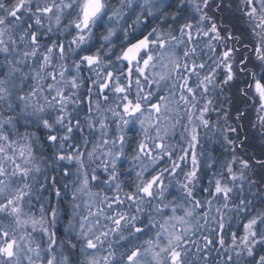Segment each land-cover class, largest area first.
Masks as SVG:
<instances>
[{
  "label": "snow or ice",
  "instance_id": "snow-or-ice-1",
  "mask_svg": "<svg viewBox=\"0 0 264 264\" xmlns=\"http://www.w3.org/2000/svg\"><path fill=\"white\" fill-rule=\"evenodd\" d=\"M213 2L0 0V264H210L214 251L223 257L215 264H264V185L252 191L259 183L252 164L236 154L243 141L225 135L231 159L209 155L207 198L194 195L203 171L198 129L213 127L206 117L224 111L219 94L239 82L240 94L264 112V0L236 6L251 26L249 44L208 14ZM189 7L191 18L177 24ZM224 7L218 0L215 11ZM169 20L176 26L161 27ZM185 117L188 146L166 143ZM258 119L264 128V116ZM112 123L117 135L109 140ZM135 125L142 138L125 191L118 169L127 155L124 130ZM40 132L51 156L36 155ZM85 157L99 159L107 179L96 169L90 175ZM49 165L77 178L63 237L55 229L64 192ZM90 182L112 194L93 192ZM173 183L180 200L168 199ZM214 201H222L215 215ZM225 209L246 219L230 244Z\"/></svg>",
  "mask_w": 264,
  "mask_h": 264
},
{
  "label": "trees",
  "instance_id": "trees-1",
  "mask_svg": "<svg viewBox=\"0 0 264 264\" xmlns=\"http://www.w3.org/2000/svg\"><path fill=\"white\" fill-rule=\"evenodd\" d=\"M112 3H115V0H111ZM176 2H179V0H176ZM198 2V0H197ZM216 2L218 0H214V2L211 5V8L208 9V14L210 16H213L218 24H221L222 26H227L233 30V34L236 36H240L243 39L244 44H249V41L251 39V33H250V24L246 21L245 18L241 17L240 14L236 11V6L240 3V0H223V3L225 7L221 9L220 11H215ZM231 5V7H229ZM175 10L174 6L173 8L169 9V12H173ZM194 12V10L189 7V10L187 13H185V16L177 22V24H182L185 22V19L191 18V14ZM194 22V21H193ZM130 24V23H129ZM157 24H160L159 20L151 21L150 27L155 26ZM169 26L175 27L176 25L173 24L171 20H169L168 24H162L161 27L168 28ZM99 31H102L99 30ZM70 39V37H69ZM239 47V45H237ZM85 75L88 73L85 72ZM243 87V85L239 82H235L231 84L229 87L225 88L222 93L219 94L218 101L216 104V107H222L224 111H221L219 113V116L216 112H212L208 117L213 127L210 128H203L200 127L198 129L199 134V142L196 147V152L198 154L202 153L203 155L200 156L201 160V168L203 171L201 172L202 180L197 184L196 188L194 189V195L196 199L203 200L207 198V194L203 191H201L202 187H207V180L211 176V172H209L204 166L207 162H210L208 160L209 155L212 157H215L216 159L220 160L221 162L227 159H231L232 150L227 145V141L224 139L225 135L230 140L239 142L243 140V146L242 150H237L236 154L243 157L244 159H248L250 163L252 164L251 169V178L257 180L259 183L256 185V188H253L252 191L255 192L259 187L264 185V168H261L256 162L264 160V128L261 126V122L259 121V116H264V112H258V104L259 101L256 100L253 102V100H248L244 98L240 92L239 89ZM244 109V115L242 118L238 119L240 120V123L237 120V116L239 113L243 112ZM86 111V106L85 109ZM225 112H227V120H225ZM11 113H5V115H10ZM83 115V113H81ZM182 125H187V118H183L181 120V125H178L175 129V132L171 138V144L177 145L180 147H187L188 146V134L185 133V135L182 137L181 133L185 132V129ZM235 128L236 132L231 133L228 132V127ZM115 127H112V124L110 126L109 134L113 133V130ZM35 130V129H32ZM129 139H128V145H127V151L129 155H132V150L134 147H136V137L134 133L129 132ZM38 135L41 137L40 139V145L41 147H36L35 152L36 155L41 156H51L52 154V148H50L43 140V132L38 133ZM87 135V133H85ZM90 140H92V137H89ZM76 141L80 142L79 134L76 136ZM69 143H72L71 141ZM92 145L89 144V147ZM67 147V145H66ZM38 148V149H37ZM86 162V157H85ZM67 164V162H64ZM86 164V163H85ZM167 164V161H165L164 165H161V167L165 166ZM78 166L75 164L69 165L70 171L73 173L76 172V168ZM86 167V166H85ZM188 167L190 168V158L188 162ZM138 168V167H137ZM136 168V169H137ZM86 170L89 172V170L86 168ZM120 171H124V168L119 169ZM132 170V169H131ZM187 170V169H186ZM48 174L50 176H55L57 179V187H61L62 191L64 192V197L59 201L60 209H61V220L60 223L57 224L58 230H57V236L63 237L64 234V222L67 223V213L71 211L69 207V201L71 200V193L73 191V185L76 183L77 178L75 175L64 177L60 169L57 168L55 172H52L51 165H49L48 168ZM90 174V172H89ZM92 174V172H91ZM90 174V175H91ZM97 175V173H95ZM133 174L129 175L128 177L125 176L124 179L120 180L121 182L125 183L124 190L128 191L129 186L128 182L133 181ZM107 179V177H106ZM179 179H183V173L179 175ZM168 181L167 178L165 179V182ZM99 183V182H97ZM67 184L68 188L65 190L63 189V185ZM167 184V182H166ZM103 185H101L102 187ZM99 189L100 187L94 188ZM171 195L169 196V200L175 198L178 193L183 195L182 191L176 192L177 190L170 188ZM245 191L247 192V186H245ZM47 193H45V196L47 197ZM242 198V197H241ZM250 198V197H249ZM177 200H180L179 198ZM44 203H47L45 200ZM156 201H153V204H155ZM222 201H214L213 203V215H215V208L220 206ZM234 203H239V199L234 200ZM52 204L55 206L57 204V199L55 197H52ZM39 206H37L38 208ZM229 207H233V205H229ZM224 217H225V232H224V238L227 241L228 244L231 243V233L235 232L238 236L243 234V223L246 222V219L243 215H239L235 211H228L227 209L224 210ZM210 228H215V224H209ZM207 232V229L205 230ZM213 260L210 262V264H215L216 260L223 259V257H217L215 251L212 253Z\"/></svg>",
  "mask_w": 264,
  "mask_h": 264
},
{
  "label": "rangeland",
  "instance_id": "rangeland-1",
  "mask_svg": "<svg viewBox=\"0 0 264 264\" xmlns=\"http://www.w3.org/2000/svg\"><path fill=\"white\" fill-rule=\"evenodd\" d=\"M135 17L133 16L132 17V19H134ZM129 23L131 24V20L129 21ZM161 95H166V91H161V93H160ZM248 100H252V99H248ZM239 123H240V120L238 121ZM171 124V121H169L165 126L167 127V126H169ZM115 127V129L113 130V133H110L109 134V136H108V139L109 140H111V139H113L116 135H117V131H116V125H115V123H112V127ZM177 128V127H176ZM175 128V129H176ZM129 132H132V133H134V135H135V137H136V146H137V143H138V141H139V139H141L142 138V135H141V133H140V128H139V125H135V126H133L132 128H131V130H128V129H125L124 130V134H125V137H126V142H125V152H126V157H125V161H124V163L119 167V169H121V168H124L125 170L124 171H120L119 169V171L122 173L121 174V176H120V180H122V179H124V177L125 176H129V173H131V174H133V181L135 180V174H134V172L131 170V169H133V163L132 162H130V157L132 156V155H134V149L136 148V147H134V149L132 150V155H129L128 154V151H127V143H128V139H129ZM174 132H175V130H174ZM174 132L173 131H170L169 132V135H168V138H167V140H166V143H168V144H170V145H172L171 144V138H172V136H173V134H174ZM153 135L155 134L154 132L152 133ZM93 139H92V141L93 142H95V139H96V137H92ZM244 140V138L242 139V141ZM38 147V146H37ZM119 147V145H117V148ZM38 149V148H37ZM88 150H91V147H89L88 146ZM99 155H100V153L99 152H97V154H96V156L97 157H99ZM37 157H39L38 155H37ZM86 164H85V169L87 168L88 170H89V172H90V174H91V172H92V169H96L97 171H96V173H97V176L98 177H100L101 179H106V175L102 172V170L98 167V165H99V163H100V160L99 159H95V160H93V161H88L87 160V158H86V162H85ZM140 163H141V161H137V162H135V167L137 168L136 170H139V166H140ZM143 163H147V161H143ZM177 179H179V176L177 177ZM180 180V179H179ZM167 183H168V181H166ZM165 182V183H166ZM90 185H91V188H92V191L93 192H96V191H102V192H104L105 194H108V195H111L112 193H111V191H109L108 190V188H106V187H104V186H102L101 187V185L102 184H100V183H97V182H90ZM98 185H99V187H100V190L99 189H94V188H96V187H98ZM114 187V186H113ZM170 188H173V189H175V190H177L176 192H180V188H179V186L178 185H175L174 183H173V185H171L170 186ZM170 190V189H169ZM181 194L180 193H178V195H176L175 196V198L176 199H180L181 198ZM168 199H169V196H168ZM178 214H182V213H178ZM62 218V217H61ZM66 222H64V225L66 226ZM56 232H57V230H58V227H57V225H56ZM37 238H39V237H37Z\"/></svg>",
  "mask_w": 264,
  "mask_h": 264
},
{
  "label": "flooded vegetation",
  "instance_id": "flooded-vegetation-1",
  "mask_svg": "<svg viewBox=\"0 0 264 264\" xmlns=\"http://www.w3.org/2000/svg\"><path fill=\"white\" fill-rule=\"evenodd\" d=\"M117 43H118V42H117ZM238 117H239V116H237L236 118H237V120L239 121ZM240 124H241V123H240ZM20 130L23 131L24 129L21 128ZM32 131H36V130H32Z\"/></svg>",
  "mask_w": 264,
  "mask_h": 264
},
{
  "label": "water",
  "instance_id": "water-1",
  "mask_svg": "<svg viewBox=\"0 0 264 264\" xmlns=\"http://www.w3.org/2000/svg\"><path fill=\"white\" fill-rule=\"evenodd\" d=\"M244 109H245V108H243V112H242V113H243V115H244V113H245V112H244ZM262 161H264V160H262Z\"/></svg>",
  "mask_w": 264,
  "mask_h": 264
}]
</instances>
